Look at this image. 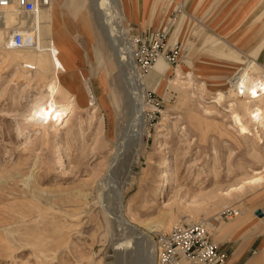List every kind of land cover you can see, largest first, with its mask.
<instances>
[{
	"label": "rangeland",
	"instance_id": "374dc122",
	"mask_svg": "<svg viewBox=\"0 0 264 264\" xmlns=\"http://www.w3.org/2000/svg\"><path fill=\"white\" fill-rule=\"evenodd\" d=\"M150 1L120 0L134 52L145 45L151 50L157 33L167 32L161 53L167 70L144 91V146L134 102L141 89L123 72L149 78L158 60L143 70L135 53V68L128 70L127 52L121 43L111 46L96 0H63L71 21L60 9L66 32L57 35L62 43L67 34L79 44L80 67L69 65L64 73L78 85L89 78L97 107L58 95L59 103L71 104L69 116L39 126L30 113L54 86V70L13 62L12 50L0 53V264H147L149 253L156 257L157 235L179 221L199 219L210 222L220 248L241 243L244 258L264 254V221L256 214L264 210V127L248 115L254 105L264 106V97L238 101L236 111L251 134L241 132L228 111L230 99L214 101L216 93L228 90L231 74L206 76L188 60L197 49L204 66L229 63L242 48L237 40L261 33L263 0ZM254 59L247 65L264 67V51ZM122 194L119 208L128 229L117 221ZM230 209L239 214L232 217ZM245 213L250 219L231 227ZM132 238L138 247L115 251Z\"/></svg>",
	"mask_w": 264,
	"mask_h": 264
},
{
	"label": "bare ground",
	"instance_id": "6f19581e",
	"mask_svg": "<svg viewBox=\"0 0 264 264\" xmlns=\"http://www.w3.org/2000/svg\"><path fill=\"white\" fill-rule=\"evenodd\" d=\"M58 2H59L58 0H50L49 4L40 8L37 14L30 16L29 22L32 23L34 26L36 25L38 26V33L36 35L38 37V42L34 47H30L27 49L3 48L0 50V53L12 50L9 51L8 53H9V58L13 62L32 64L40 68L41 71H45V72H50L52 69L54 70L56 76L54 81V86L46 94L43 93L41 95L43 100L41 99L38 100L35 108L30 113L31 118H29L33 120L35 123H37L39 126H43V127H45V125H47L51 120L54 119L64 120L67 116H69L71 110V104L59 103L57 101L58 95L78 97L80 98V100L84 105H93V107H97V99L99 97L95 94L94 87L90 84L89 78H87L84 81L83 85H78L74 83L72 74H70L69 72L64 73V71H66V69L69 68L70 67L69 65L72 63L71 61L72 58H70L71 56L68 55L69 56L68 57L66 55L67 50L69 52L70 48H72V50L74 51H77V49H75V44H72L73 40L70 39V37L67 34L66 36L63 37L64 45L61 42V40L58 39V35H57L58 32L59 33L66 32L64 27V22L62 21L63 18L61 15L60 7L58 6ZM94 5L95 8L97 7V12L100 13L99 15L101 16L100 20H101L102 28L105 30L104 33L106 32V34L111 37L110 38L111 40L109 39L111 46L115 48L119 43L122 44V48L124 49L125 52H127L125 53V57L130 62L129 63L130 65L127 69L132 70L133 68H135L136 65L135 63L136 49L134 52L133 51L134 48L133 49L131 48V43L128 37L129 22L127 21V19L123 14L120 5V0H96V3ZM111 7H114L115 13L113 12L111 13L110 10ZM110 14H112V17H110ZM18 20L23 21V18L19 19L17 10L15 9V7H11L7 13V23L9 25H13ZM98 30L100 31L101 33L100 35L103 38L104 33L103 31H101V26L98 27ZM116 34H118V38L116 37ZM113 36H115L116 38L115 37L113 38ZM39 37H43L44 40L43 44L40 41ZM3 40H4V33L0 31V41ZM63 46L65 47L64 49L62 48ZM125 47H128V50H126ZM115 55H117L116 50H115ZM111 56L113 57V55ZM161 56L163 55H159L157 57L156 59V62L158 60L157 67L155 68V70H153L151 75H149V78L147 77L146 79H143L140 76V74L137 72L131 73L129 71V73L127 74L123 72V74H125V77H127L128 75L127 78H129V80L132 82V84L135 87L136 84H139V87L141 89L139 93L135 94L136 98L133 96L134 102L136 104L135 112L137 113L138 116L136 122H137V131H138V141L140 143V146L145 145L144 135L148 130L147 128L148 122L146 123V119H147L146 108H145L146 102L144 99L145 88H147L146 86L148 82L153 80V78H155L158 73H164L167 70V62L165 58ZM112 59H114V57ZM117 63L120 64L119 60H117ZM255 67L259 68L260 72L258 71L256 72L254 70ZM106 71L107 69H104L103 72ZM103 83H107V82L105 81ZM134 90L138 92L137 88ZM240 90L242 93H240ZM216 94L217 96L214 98V101L218 104H221L223 101L226 100V98L230 99L228 111H230L231 116L234 119L235 126L241 132L251 134V130L249 129L248 125L245 123L243 116L236 111V107L238 105V101H245L246 103L250 104V103H256L261 99H263L264 67H260L257 63L254 62L252 65H249L246 69H244L239 76L232 78V83L228 87V90L226 92L219 91ZM111 101H113L112 97H111ZM248 115L251 118V120L258 125L257 128H259V126L262 128L264 127V106H259L257 104L254 105L251 109L248 110ZM47 119L48 121H46ZM43 121L46 122L43 123ZM123 144L124 142H121V144L119 145V149L117 150L118 155L120 154V151L124 147ZM260 179H263V177L257 178V180ZM119 200L120 201L118 202V206H117L119 212L118 214L119 216L117 220L119 221L118 225L123 227V229L124 228L128 229V225L126 223L127 220L125 219L122 210H120L119 208V205H121L122 207L123 194L120 196ZM107 210L110 211L109 205L107 206ZM193 221L196 220H191L189 222H193ZM179 222H184V221H179ZM135 246L137 247L139 246L138 241H136L135 238L126 239L124 243H120L119 245L115 246V251L119 252L121 248L127 249V247H135ZM147 264H156V257L149 253Z\"/></svg>",
	"mask_w": 264,
	"mask_h": 264
},
{
	"label": "built area",
	"instance_id": "2783aa9c",
	"mask_svg": "<svg viewBox=\"0 0 264 264\" xmlns=\"http://www.w3.org/2000/svg\"><path fill=\"white\" fill-rule=\"evenodd\" d=\"M49 2L50 0H0V31L4 33L0 50L34 47L38 42V26L30 23L29 19ZM11 7H15L19 19L23 18V21L18 20L13 25L7 23V13ZM166 35V31L157 33L151 50H147L146 45L136 50L143 70H149L157 57L165 51ZM166 56L170 58L169 52ZM230 214L232 217L237 216L239 210L230 209ZM155 253L156 264H225L228 260L227 253L213 240L207 219L179 222L169 231L160 233L156 236Z\"/></svg>",
	"mask_w": 264,
	"mask_h": 264
},
{
	"label": "crops",
	"instance_id": "0c3cea01",
	"mask_svg": "<svg viewBox=\"0 0 264 264\" xmlns=\"http://www.w3.org/2000/svg\"><path fill=\"white\" fill-rule=\"evenodd\" d=\"M58 6L60 7V9L63 13L62 7L67 6V5L63 2V0H59ZM151 8H152V4L150 3L148 5V14L149 15L151 13ZM68 9H69V7H68ZM258 10H259L260 14L263 15V20H264V0L261 3L260 8ZM225 12H226V9L223 11V13H225ZM64 15H66L68 17L67 14H64ZM124 16L127 19L125 14H124ZM68 19H69V17H68ZM127 21L129 22V25H130L129 19H127ZM73 27H74V32L76 33L75 26L73 25ZM74 35L75 34H72V36H74ZM235 36H238V34L236 33ZM209 38H210V35L207 34L205 36L206 45H208L207 41ZM225 41H227V40H225ZM237 42H239L242 45V48L237 47V50H235V54H233L232 57L230 56L229 58H227L229 63L222 65L221 68H218V66H217V68L214 69L213 67H210L207 65L204 66L202 64L203 63L202 58H200V56L197 54V51H198L197 49H192V55L188 59L190 62V65L192 64V66H194V64H197L199 71L203 75H206V76L211 74L212 71H213V73L218 72L219 74H221L220 77L221 76L224 77L227 74H231L230 77H232V78L239 76L240 73L248 67L247 64L250 61H254L255 60L254 58H256L260 53H262L264 51V25L262 26V31L259 35L253 36V37L250 36L249 38H244L243 40L241 39V41L237 40ZM77 47L79 48V44L75 43V49H77V51L72 50V48L69 49V54L71 53L70 56L72 58V60H71L72 63L70 65H71L73 70H76L80 67V66H78L77 62L79 60V57L82 56V50L80 52ZM251 54H253V55H251ZM210 77H212V76H210ZM259 209H263V208H259ZM260 218L264 221V210H263V215ZM230 219H233V218H230ZM249 219H250V216L245 213V214H242L241 218H238L236 221L232 222L230 225H231V227H235L237 224L241 223L242 221H248ZM231 241L232 240H225L222 243L225 244V243L231 242ZM221 249L223 251L225 249L228 253L230 252V260L228 259L225 262V264H264L263 263L264 262V254L262 255L261 253L260 254L256 253V254L251 255L247 258H244L245 253L242 249L241 243L239 245L233 247V248H231V246H228L226 244V245H223V248L221 247ZM242 259H244V260H242Z\"/></svg>",
	"mask_w": 264,
	"mask_h": 264
},
{
	"label": "water",
	"instance_id": "95a60500",
	"mask_svg": "<svg viewBox=\"0 0 264 264\" xmlns=\"http://www.w3.org/2000/svg\"><path fill=\"white\" fill-rule=\"evenodd\" d=\"M256 213L259 214L260 216L263 215V210L262 209H257Z\"/></svg>",
	"mask_w": 264,
	"mask_h": 264
}]
</instances>
